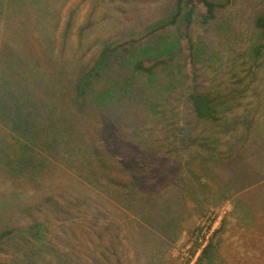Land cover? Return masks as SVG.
Listing matches in <instances>:
<instances>
[{"label": "rangeland", "instance_id": "374dc122", "mask_svg": "<svg viewBox=\"0 0 264 264\" xmlns=\"http://www.w3.org/2000/svg\"><path fill=\"white\" fill-rule=\"evenodd\" d=\"M180 5L0 0V264H264V0Z\"/></svg>", "mask_w": 264, "mask_h": 264}, {"label": "trees", "instance_id": "16d2710c", "mask_svg": "<svg viewBox=\"0 0 264 264\" xmlns=\"http://www.w3.org/2000/svg\"><path fill=\"white\" fill-rule=\"evenodd\" d=\"M181 2H182V0H178L177 11L173 15L172 19H170L168 21V24L174 23L175 18L181 12V5H180ZM196 2L202 5L201 21L206 22L208 19L213 17L215 8H217V7L224 8L227 4H229L231 2V0H226L223 3H216V2L211 1V0H185V5L188 7V9L184 12V20H185L184 29H183L184 32L188 31V27L190 26L191 19H192V13L194 10V5ZM20 14H22V13L20 12ZM255 24L261 30L262 37H264V14H261L256 18ZM187 43H189V41ZM11 44H14V43H10L8 41L5 42L2 39V36L0 37V108L1 109H2V106H1L2 101H5V98H6V97L4 98V96H3L4 94H3V90H2V82L5 79V77L10 78V79H14V77L16 75L15 71L12 69L13 67H11V70L9 72L7 71L6 68L5 69L2 68V65L4 63L1 61V55L3 53V50L4 51H7V50L16 51V49H18L20 47L21 42L17 43L16 46H13ZM188 46H190V44ZM259 48L260 47H256V49H255V51L257 53L259 52ZM4 65H7L8 67H10L8 64H4ZM135 66L137 68L143 69L147 72H150L153 68V65L143 66L140 61H138ZM5 107H6V105H5ZM5 107L3 108V110L5 109ZM9 232H10L9 230L1 231L0 232V240L4 236L9 234ZM211 246H212V239H210L209 242L205 245V247L201 250L200 256H203L204 254H206V252L209 250V248Z\"/></svg>", "mask_w": 264, "mask_h": 264}, {"label": "built area", "instance_id": "2783aa9c", "mask_svg": "<svg viewBox=\"0 0 264 264\" xmlns=\"http://www.w3.org/2000/svg\"><path fill=\"white\" fill-rule=\"evenodd\" d=\"M212 225L209 227L208 223L202 222L200 224L199 231L196 234L195 240L198 244L196 249V255H198L201 250L205 247V245L209 242L212 235Z\"/></svg>", "mask_w": 264, "mask_h": 264}, {"label": "water", "instance_id": "95a60500", "mask_svg": "<svg viewBox=\"0 0 264 264\" xmlns=\"http://www.w3.org/2000/svg\"><path fill=\"white\" fill-rule=\"evenodd\" d=\"M210 100L208 98L203 97L202 95H198L195 99V109L198 117H210L212 119L215 118L214 110L209 105Z\"/></svg>", "mask_w": 264, "mask_h": 264}, {"label": "crops", "instance_id": "0c3cea01", "mask_svg": "<svg viewBox=\"0 0 264 264\" xmlns=\"http://www.w3.org/2000/svg\"><path fill=\"white\" fill-rule=\"evenodd\" d=\"M225 1H226V0H223V1H221V2H216V3H223V2H225ZM262 146L264 147V144H262ZM223 156L225 157V159H228V158L230 157V151L226 152V154H224ZM227 198L231 200V196H229V197H227ZM147 207H149V206H147ZM147 209H149V208H147ZM150 210H152V209L150 208Z\"/></svg>", "mask_w": 264, "mask_h": 264}, {"label": "flooded vegetation", "instance_id": "af4514ba", "mask_svg": "<svg viewBox=\"0 0 264 264\" xmlns=\"http://www.w3.org/2000/svg\"><path fill=\"white\" fill-rule=\"evenodd\" d=\"M209 99V98H208ZM210 100V102H209V105H210V107H212V99H209ZM213 108V107H212ZM213 110H214V116H215V118L214 119H216V115H215V109L213 108Z\"/></svg>", "mask_w": 264, "mask_h": 264}]
</instances>
